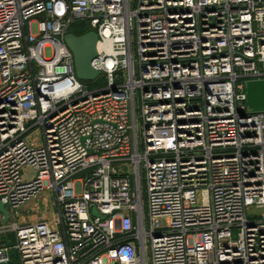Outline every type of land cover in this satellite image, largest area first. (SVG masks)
I'll list each match as a JSON object with an SVG mask.
<instances>
[{"label":"built area","instance_id":"2783aa9c","mask_svg":"<svg viewBox=\"0 0 264 264\" xmlns=\"http://www.w3.org/2000/svg\"><path fill=\"white\" fill-rule=\"evenodd\" d=\"M76 20L104 87L76 76ZM260 79L264 0H0V235L19 264H264ZM45 190L53 218L25 220Z\"/></svg>","mask_w":264,"mask_h":264},{"label":"water","instance_id":"95a60500","mask_svg":"<svg viewBox=\"0 0 264 264\" xmlns=\"http://www.w3.org/2000/svg\"><path fill=\"white\" fill-rule=\"evenodd\" d=\"M98 39L99 36L95 30H90L81 35L69 31L64 36L66 44L73 53L76 76L80 80H95L102 74V71L94 69L91 64L98 53ZM245 98L248 111H264V79L247 81L245 84ZM0 213L3 215V224H7L10 213L2 200H0ZM7 245L10 247L9 262H12L15 255V250L12 247L13 241L8 240ZM0 264L6 263L0 262Z\"/></svg>","mask_w":264,"mask_h":264},{"label":"rangeland","instance_id":"374dc122","mask_svg":"<svg viewBox=\"0 0 264 264\" xmlns=\"http://www.w3.org/2000/svg\"><path fill=\"white\" fill-rule=\"evenodd\" d=\"M78 21H84V20H78ZM78 26H81V25L78 24ZM33 30L35 32L37 31V24L36 23L33 24ZM46 54L47 55L51 54V48L50 47L46 48ZM84 82L90 88L104 87L106 85V79H105V76L103 74L99 75L95 80H86ZM129 171H131V170L129 169ZM24 173L29 176V174H33V171L30 168H27L24 170ZM141 188H142L143 198H144V200H146V185H145L144 180H142V182H141ZM47 197L49 199L48 204L45 202ZM53 199H54L53 194H51L49 191L45 190L40 195V197H38L37 199L31 200L28 203V209L26 211H29V214H27V212L22 210V209L20 211L22 214H26V215H30V216L39 215L38 213H42L44 211L45 212L49 211V212H51V215H52L56 211V206H54V200ZM92 213L94 215H99L98 210L95 207L92 208ZM52 218H53V216H52ZM0 225L3 226V219L0 220ZM233 236L237 237V231L236 230H234ZM9 237L11 239H13L15 242V235L14 234L9 233ZM0 239L5 240L4 237H0ZM15 260H17V256H15ZM147 261H148V264H152V253H151L150 249H148V252H147Z\"/></svg>","mask_w":264,"mask_h":264},{"label":"crops","instance_id":"0c3cea01","mask_svg":"<svg viewBox=\"0 0 264 264\" xmlns=\"http://www.w3.org/2000/svg\"><path fill=\"white\" fill-rule=\"evenodd\" d=\"M45 202L48 204V202H49V199H48V197L46 198V200H45ZM29 203V202H28ZM28 203H26L25 205H23V207H22V210H24V211H26L27 209H28ZM42 204V203H41ZM27 212V214H29V211H26ZM54 212V211H53ZM22 214V213H21ZM39 215H33V216H30V215H26V214H22V216H23V218L25 219V220H27V221H34L38 216H40V215H42V216H44V217H46V218H48V219H52V216H54V213L51 215V212H49V211H47V212H42V213H38ZM3 219V216L0 214V220H2ZM0 237H4L5 238V240H1V242L3 243V244H5L6 243V241H7V235L6 234H1L0 235ZM15 256V255H14ZM11 264H19V260H18V257H17V260H15V262L14 263H11Z\"/></svg>","mask_w":264,"mask_h":264},{"label":"trees","instance_id":"16d2710c","mask_svg":"<svg viewBox=\"0 0 264 264\" xmlns=\"http://www.w3.org/2000/svg\"><path fill=\"white\" fill-rule=\"evenodd\" d=\"M78 24H80L81 26H78ZM90 30H91V27L88 25L87 21L76 20L69 27V31H72L78 35L84 34ZM15 256L17 255L15 254ZM15 256H14L13 263L15 262Z\"/></svg>","mask_w":264,"mask_h":264}]
</instances>
